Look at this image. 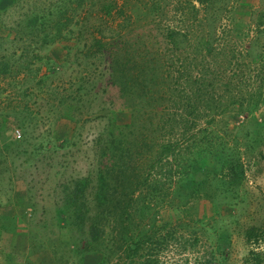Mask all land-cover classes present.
Wrapping results in <instances>:
<instances>
[{"label":"trees","instance_id":"trees-1","mask_svg":"<svg viewBox=\"0 0 264 264\" xmlns=\"http://www.w3.org/2000/svg\"><path fill=\"white\" fill-rule=\"evenodd\" d=\"M162 1L29 0L33 8H26L28 0H0V79L10 86L0 84V104L23 118L17 140L28 138L35 118L52 122L46 142L52 137L59 145L50 149L40 142L38 161L49 168L56 161L62 180L55 207L82 238L81 250L101 254L94 264H159L173 236L170 226L188 204L203 199L209 206L202 217L207 207L217 214V195L235 191L244 177L236 132L242 118L259 109L260 91H251L246 81L254 66L264 70V43H258L263 34L246 39L239 51L231 42L222 45L216 34L219 0H195L203 14L193 2L198 14L187 19L190 26L182 17L177 21L184 26L162 18ZM142 6L152 17L137 26L144 10L137 18L132 11ZM7 14H16L10 24ZM263 22L261 15L257 28ZM148 24L154 32L138 33ZM53 45L61 58L48 55L54 63L38 76L32 65ZM72 49L81 68L69 72ZM63 72L68 85L59 86L53 77ZM37 86L43 102L33 109L24 97ZM88 117L98 121L88 140L91 162L86 171L65 176L71 152L57 149L72 145L68 140ZM244 237L264 241V215ZM50 254L56 264L67 262H60L54 247ZM249 260L264 264V249H250Z\"/></svg>","mask_w":264,"mask_h":264},{"label":"rangeland","instance_id":"rangeland-1","mask_svg":"<svg viewBox=\"0 0 264 264\" xmlns=\"http://www.w3.org/2000/svg\"><path fill=\"white\" fill-rule=\"evenodd\" d=\"M193 2L200 16L203 11L195 0H163L160 9L161 17L174 25L184 26V22L177 21L182 17L185 18V25L190 26L187 19L195 18L198 14L192 6ZM218 4L223 12L215 13V29L222 45L231 42L240 51L246 39L261 34L263 35L258 43H264V25H259L257 28L259 17L261 15L264 17V0H219ZM26 8H33L29 0ZM140 11L143 14L140 15L141 20L135 22L137 26L142 23L147 24L152 17L142 6L139 11L137 9L132 11L135 18ZM235 15L239 17L238 22H230L229 19ZM15 16L16 14H7L4 19L8 23ZM247 19L249 21L246 23ZM148 26L143 27L138 33L155 31V29L151 30L152 26L149 24ZM234 26L237 28L234 29ZM260 49L258 47L256 51L259 52ZM72 53L73 49L71 56L68 57L70 58L69 72L73 71L72 68L75 71L81 68L73 62ZM50 54L54 55L56 60L61 58L56 45L42 49L40 51L42 61L32 65L39 67L38 76L47 71V63H54L48 56ZM46 56L50 60H47ZM247 76L249 80L246 84L251 91H260L261 101L258 111L242 118L236 132V146L242 152L244 162V177L235 191L228 192L227 195H217L213 202L221 206L217 214V210L207 207L206 216L202 217L205 207L209 206L203 199L197 201L194 199L188 204L189 207L184 211V215H181V219L175 220L180 223L176 222L174 226H170L173 236L168 237L164 249L160 252L159 264H251L250 249H264V241L258 244L248 243L244 237L245 229L250 225L260 224L264 215V159L262 157L264 152V70L260 66H254ZM66 77L67 74L64 72L61 75L56 74L53 77L54 83L59 86L63 83V86H66L68 85ZM33 81L36 85V81ZM1 83H4V89H9L10 86L7 87L6 83L0 79ZM39 89L37 86L33 91L35 95L24 97L32 103L33 109L38 108V105L43 102L40 92L44 90ZM33 100L35 103L32 102ZM98 102L95 107L99 105ZM90 117L87 118L89 121H84V124L79 126L76 136L72 135L68 140L67 144L72 143V145L57 149L60 152H71V156L65 157V161L68 162L65 176L82 173L89 167L92 153L88 140L91 131L98 126V121ZM18 119L23 120L19 114L9 111L8 106L0 104V264H56L50 254L52 247L59 254L61 263L67 261L65 264H78V262L94 264L100 259L101 254L97 251L81 250L82 238L70 226L68 215L65 213L62 216L58 207H55L54 200L58 198L61 190L57 182L62 180L59 179L56 161L52 162L53 167L50 168L43 160L38 161L39 156L42 155L36 152L40 142H43L46 147L49 145L50 149H56L59 145L60 140L52 137L48 139L49 143L46 142L47 132L53 128L52 122L48 124L42 119L38 121V118H35L28 124V138L17 140L22 132L17 125ZM63 128L64 122L58 125L56 132L60 133ZM57 135L60 136V134ZM74 151H76V157L72 155ZM62 157L64 156L55 158L59 160ZM62 225L63 227L59 228ZM40 228L45 235L54 240V245L50 246L49 240L43 236ZM223 237L224 240L221 242L219 239ZM57 239L61 241L64 248L60 246Z\"/></svg>","mask_w":264,"mask_h":264}]
</instances>
